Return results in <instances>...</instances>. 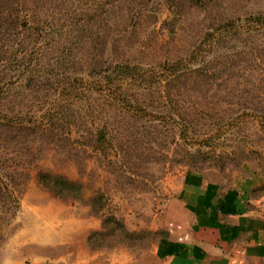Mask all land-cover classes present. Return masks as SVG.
Segmentation results:
<instances>
[{"label": "rangeland", "instance_id": "obj_1", "mask_svg": "<svg viewBox=\"0 0 264 264\" xmlns=\"http://www.w3.org/2000/svg\"><path fill=\"white\" fill-rule=\"evenodd\" d=\"M26 1L50 81L19 74L23 29L0 40V264H152L192 173L264 213V0Z\"/></svg>", "mask_w": 264, "mask_h": 264}, {"label": "crops", "instance_id": "obj_2", "mask_svg": "<svg viewBox=\"0 0 264 264\" xmlns=\"http://www.w3.org/2000/svg\"><path fill=\"white\" fill-rule=\"evenodd\" d=\"M240 182L189 174L152 264H264V213Z\"/></svg>", "mask_w": 264, "mask_h": 264}, {"label": "trees", "instance_id": "obj_3", "mask_svg": "<svg viewBox=\"0 0 264 264\" xmlns=\"http://www.w3.org/2000/svg\"><path fill=\"white\" fill-rule=\"evenodd\" d=\"M26 0L18 1L13 3L12 0H0V40L8 35L10 37L18 36L19 30H24L28 34L26 41L31 44L29 54L30 59L26 62L19 61L18 51L23 52L24 48L22 44L18 43V48L15 51V59L19 65V74L27 72V77L30 81H33L35 85L39 87L49 86L50 77L45 72L47 65L43 64V60L46 58V54L41 49V44L38 43L40 38H45L48 30L51 28V24L47 19L36 18V15L29 13V11H20V8L27 6ZM41 20V21H40ZM247 21H256L261 24L264 23V17H250ZM42 23V24H41ZM233 22H229L226 26H232ZM46 25V26H43ZM46 33V34H43ZM9 40V39H5ZM10 41V40H9ZM10 52L6 50L5 42L0 45V58H11L6 53ZM6 55V56H5ZM23 59V58H22ZM39 182L47 187L54 195L62 198L78 197L82 193V184L71 180L67 176L61 174H54L49 171H40L38 174Z\"/></svg>", "mask_w": 264, "mask_h": 264}]
</instances>
